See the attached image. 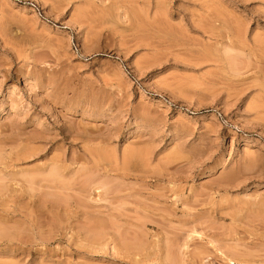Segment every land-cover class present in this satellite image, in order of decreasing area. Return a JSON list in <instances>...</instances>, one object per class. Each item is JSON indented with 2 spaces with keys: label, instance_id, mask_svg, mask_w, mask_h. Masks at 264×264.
Listing matches in <instances>:
<instances>
[{
  "label": "rangeland",
  "instance_id": "374dc122",
  "mask_svg": "<svg viewBox=\"0 0 264 264\" xmlns=\"http://www.w3.org/2000/svg\"><path fill=\"white\" fill-rule=\"evenodd\" d=\"M237 257L264 264V0H0V264Z\"/></svg>",
  "mask_w": 264,
  "mask_h": 264
},
{
  "label": "bare ground",
  "instance_id": "6f19581e",
  "mask_svg": "<svg viewBox=\"0 0 264 264\" xmlns=\"http://www.w3.org/2000/svg\"><path fill=\"white\" fill-rule=\"evenodd\" d=\"M199 237H200V236H199ZM210 243H212V240H211ZM227 257H228V256H227ZM228 258H229V257H228ZM228 258H227V259H228ZM232 258H235V255H234V256H233V255L230 256V259H232ZM237 258H239V257H237ZM237 258H236V259H237ZM240 258H241V259H240ZM240 258H239L240 260L237 259L239 262H240V261H241V262H244V260L247 261L246 259H244L245 257H244V258L240 257ZM242 259H243V261H242ZM233 260H234V259H233ZM230 261H231V260H230ZM230 261H229V262H230ZM238 261H234V262H238ZM231 262H233V261H231ZM239 262H238V264H239ZM245 263H246V262H245ZM245 263H244V264H245ZM247 264H249L248 261H247Z\"/></svg>",
  "mask_w": 264,
  "mask_h": 264
}]
</instances>
